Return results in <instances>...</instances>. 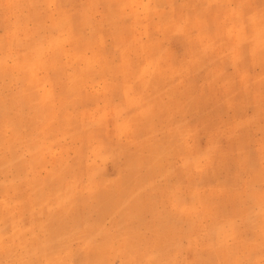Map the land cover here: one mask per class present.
Masks as SVG:
<instances>
[{
  "label": "rangeland",
  "instance_id": "rangeland-1",
  "mask_svg": "<svg viewBox=\"0 0 264 264\" xmlns=\"http://www.w3.org/2000/svg\"><path fill=\"white\" fill-rule=\"evenodd\" d=\"M0 264H264V0H0Z\"/></svg>",
  "mask_w": 264,
  "mask_h": 264
}]
</instances>
